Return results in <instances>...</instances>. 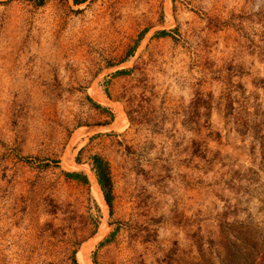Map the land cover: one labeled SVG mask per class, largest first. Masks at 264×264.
I'll use <instances>...</instances> for the list:
<instances>
[{
  "label": "rangeland",
  "instance_id": "rangeland-1",
  "mask_svg": "<svg viewBox=\"0 0 264 264\" xmlns=\"http://www.w3.org/2000/svg\"><path fill=\"white\" fill-rule=\"evenodd\" d=\"M263 225L264 0H0V264H231Z\"/></svg>",
  "mask_w": 264,
  "mask_h": 264
},
{
  "label": "trees",
  "instance_id": "trees-1",
  "mask_svg": "<svg viewBox=\"0 0 264 264\" xmlns=\"http://www.w3.org/2000/svg\"><path fill=\"white\" fill-rule=\"evenodd\" d=\"M92 168L96 176L98 185L100 186L103 193L105 203L111 209L112 182L108 165L99 156H93ZM66 176L70 179L80 181L82 183L87 182V178L81 174L67 173ZM253 232L255 234V237L253 238H251L247 234V231H244L242 233L243 236L239 237L240 244L235 247L236 253L233 254L235 255L233 256L234 259L232 258V260H229L228 263L232 262L234 264H264V225L262 228H258Z\"/></svg>",
  "mask_w": 264,
  "mask_h": 264
},
{
  "label": "bare ground",
  "instance_id": "bare-ground-1",
  "mask_svg": "<svg viewBox=\"0 0 264 264\" xmlns=\"http://www.w3.org/2000/svg\"><path fill=\"white\" fill-rule=\"evenodd\" d=\"M97 195L99 198H101L99 191L97 190ZM80 261H82L84 264H87L86 254L83 252L80 254Z\"/></svg>",
  "mask_w": 264,
  "mask_h": 264
}]
</instances>
